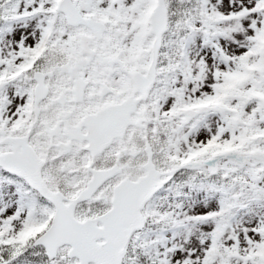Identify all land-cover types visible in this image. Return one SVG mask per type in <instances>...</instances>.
I'll use <instances>...</instances> for the list:
<instances>
[{
  "label": "snow or ice",
  "instance_id": "1",
  "mask_svg": "<svg viewBox=\"0 0 264 264\" xmlns=\"http://www.w3.org/2000/svg\"><path fill=\"white\" fill-rule=\"evenodd\" d=\"M0 264H264V0H0Z\"/></svg>",
  "mask_w": 264,
  "mask_h": 264
}]
</instances>
